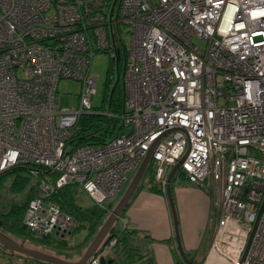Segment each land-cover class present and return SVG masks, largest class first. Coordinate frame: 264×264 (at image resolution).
Here are the masks:
<instances>
[{"label": "built area", "instance_id": "built-area-1", "mask_svg": "<svg viewBox=\"0 0 264 264\" xmlns=\"http://www.w3.org/2000/svg\"><path fill=\"white\" fill-rule=\"evenodd\" d=\"M103 52L123 65L127 132L73 150ZM63 79L82 84L77 108L57 102ZM154 144L164 193L182 159L177 173L212 191L208 255L264 264V0H0V178L23 165L46 172L31 173L40 195L24 217L30 232L75 231L51 200L66 186L111 213ZM116 245L108 239L90 264Z\"/></svg>", "mask_w": 264, "mask_h": 264}, {"label": "trees", "instance_id": "trees-1", "mask_svg": "<svg viewBox=\"0 0 264 264\" xmlns=\"http://www.w3.org/2000/svg\"><path fill=\"white\" fill-rule=\"evenodd\" d=\"M116 68L118 72L117 83L115 87L110 90L109 83L113 81V73L116 71ZM108 74L109 75L106 82L107 93L105 101L111 106L112 112L109 114H101L97 112L95 113L94 111L91 115L82 117L76 134L69 142V145L73 150L84 145H104L106 142L119 135L120 132L124 129L122 116L127 112L124 103L123 65L115 64V62L111 59V65L109 67ZM95 119H97V121H103L104 123H106L107 127H100L94 122ZM23 170H26L29 173V177L27 175L25 177L18 174L19 171ZM34 170H37L38 174H40L41 176H44L46 174L44 168H39L31 165L19 166L9 172L11 174H16L12 189L17 190L20 193L24 192V190H26V192L22 202L11 205L10 213L9 211L3 213L0 209V221L2 223L0 230H2L7 235L29 245L32 242L37 245H51L61 248L62 245H67V241L64 238L57 239L55 237H39L30 232L28 229L26 230L23 228L24 217L28 208L29 201L35 196L40 195L37 188L40 178L35 179L32 176L31 173ZM179 177H184V175L181 172H178L177 175H175L173 178V185L176 183V181H178ZM145 182L148 189L152 192L165 195L160 182L156 180L153 164L147 170ZM76 192L77 186H66L60 189L57 193L53 194L51 196V200H53L58 206H60L62 210H64L66 213L71 214L76 219L78 225L74 232H80L83 229L86 231L85 243L86 245H88L93 240L103 223L106 221L110 212L94 204L88 207L80 205L77 202ZM115 205L116 204L109 207L110 211L113 210ZM140 235L141 233L136 229H119L117 228V223H115L114 227L111 230V233L106 240L112 237H117V245L114 247L112 253L107 256L106 259L112 260V264H142V262L144 264H150L151 259L149 252L140 251L141 249L138 247V245L133 243V241L139 238ZM174 255L176 257L178 256V263L183 264L181 263V261L183 260L180 253L178 251H175ZM16 256H22L23 258H26L27 264H47L30 257L20 255L0 244V258L3 261H7L8 263H10L12 261L11 259H14V257ZM90 262L91 261H89L87 264H90Z\"/></svg>", "mask_w": 264, "mask_h": 264}, {"label": "crops", "instance_id": "crops-1", "mask_svg": "<svg viewBox=\"0 0 264 264\" xmlns=\"http://www.w3.org/2000/svg\"><path fill=\"white\" fill-rule=\"evenodd\" d=\"M173 197L186 253L197 263L204 261V264H225L217 255H208L210 238L205 233L209 223L212 191L196 187L184 177H179L173 185ZM92 204L91 202L89 206ZM124 221L127 222L125 228L136 229L141 233L133 243L138 245L140 251L149 252L150 264H179L178 256L174 255L178 248L166 194L152 192L142 180L130 206L116 222L117 228L124 229ZM204 248H206L204 257L200 259V253ZM181 263L184 264L183 261Z\"/></svg>", "mask_w": 264, "mask_h": 264}, {"label": "rangeland", "instance_id": "rangeland-1", "mask_svg": "<svg viewBox=\"0 0 264 264\" xmlns=\"http://www.w3.org/2000/svg\"><path fill=\"white\" fill-rule=\"evenodd\" d=\"M129 30H130V26H122L121 28V35L127 47L131 45V34ZM115 64L117 63L115 62ZM110 65H111L110 54L103 52L95 56L91 68L92 73L98 76L97 94L93 98L92 105L94 111L101 114L102 113L109 114L112 112L111 106L109 105V103L105 101L106 93H107L106 82H107V77L109 75L108 70ZM113 75H114L113 81L109 83L110 90H112L117 83V78H118L117 68L116 71L113 73ZM81 89H82V84L80 82L71 79L61 80L58 85L57 102L60 103L61 107L63 108H77ZM94 122L98 124L100 127L102 126V128L107 127L106 123H104L103 121H97V119H95ZM125 132H127L126 129H123L122 133ZM152 164L153 163L151 162L149 167ZM18 174L25 177L27 175L29 177L28 175L29 173L26 170L19 171ZM146 174L147 171L145 173L143 181H145L146 179ZM15 175H16L15 173L12 174L8 173L0 179V209L4 213L10 210L12 204H18L22 202L26 192V190H24V192L20 193L19 191L12 189V185L15 181ZM76 198H77V202L84 207H88L91 204V201L88 198V196L80 189H78V192L76 193ZM118 201L115 204H117ZM211 232H212L211 229L209 231H206L205 233L206 236H209L210 238V236H212ZM85 236H86V231L84 229L81 230L80 232H72L70 235H67L64 238L67 241V245L65 246L62 245L61 248L54 247L51 245L49 246L37 245L32 242L30 243V246L37 248L42 252L47 253L51 256L59 258L63 261L76 262L75 260L79 261L82 258L84 252L86 251L87 247L90 244L89 243L88 245H86ZM205 249L206 248H204V250L200 253V259L204 257ZM79 254H81L80 257ZM11 260L12 261L8 263L7 261H3L0 258V264H27L26 258H23L22 256H16L14 257V259Z\"/></svg>", "mask_w": 264, "mask_h": 264}, {"label": "water", "instance_id": "water-1", "mask_svg": "<svg viewBox=\"0 0 264 264\" xmlns=\"http://www.w3.org/2000/svg\"><path fill=\"white\" fill-rule=\"evenodd\" d=\"M156 144H154L153 148L150 150V152L147 154L146 158L132 177L131 181L129 182L128 186L126 187V190L124 191L123 195L119 199L118 203L115 205L113 210L111 211L110 215L106 219V221L103 223L93 240L90 242L89 246L87 247L86 251L84 252L82 258L79 261L76 262H66L59 258H56L54 256H51L47 253L42 252L41 250L34 248L25 242L19 241L16 238H13L6 233H4L2 230H0V244L7 249L16 252L20 255L30 257L36 260H39L44 263L49 264H87L89 261H91V258H93L100 248L108 241L106 240L111 233L112 228L114 227L115 223L122 217V215L125 213V211L128 209L131 200L133 199L141 181L143 180L145 173L152 162L153 158V149L155 148ZM184 159H182L179 163H177L173 169L171 170L169 176H168V184L166 187V197L168 199V203L172 212L173 217V224H174V234H175V240L177 244L178 251L184 261V264H195V259H190L189 255L186 253L181 239V233H180V225H179V218L177 214V209L173 197V178L176 175L177 171L180 169V166L182 164ZM2 226V223L0 221V227ZM24 229L27 230V226H23ZM101 264H112V260H108L105 257H101L100 259Z\"/></svg>", "mask_w": 264, "mask_h": 264}, {"label": "bare ground", "instance_id": "bare-ground-1", "mask_svg": "<svg viewBox=\"0 0 264 264\" xmlns=\"http://www.w3.org/2000/svg\"><path fill=\"white\" fill-rule=\"evenodd\" d=\"M227 15H228L229 17H231V16H232V11H228ZM230 19H231V18H228V21H230ZM226 24H227V27L230 25L227 21H226Z\"/></svg>", "mask_w": 264, "mask_h": 264}, {"label": "flooded vegetation", "instance_id": "flooded-vegetation-1", "mask_svg": "<svg viewBox=\"0 0 264 264\" xmlns=\"http://www.w3.org/2000/svg\"><path fill=\"white\" fill-rule=\"evenodd\" d=\"M2 212H3V211H2ZM3 213H4V212H3ZM3 213H1V214H3ZM9 213H10V210H9ZM189 258L192 259L191 256H189ZM183 262H184V261H183ZM195 264H204V261H202V262H198V263H197V261H195Z\"/></svg>", "mask_w": 264, "mask_h": 264}]
</instances>
